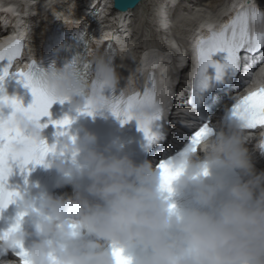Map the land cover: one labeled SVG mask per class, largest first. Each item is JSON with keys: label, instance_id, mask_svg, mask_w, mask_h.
Segmentation results:
<instances>
[{"label": "clouds", "instance_id": "9594fccd", "mask_svg": "<svg viewBox=\"0 0 264 264\" xmlns=\"http://www.w3.org/2000/svg\"><path fill=\"white\" fill-rule=\"evenodd\" d=\"M158 23H165L162 14ZM81 61L87 60L74 57L62 68L52 63L40 75L47 90L77 112L94 95L93 84L79 74ZM87 62L95 63L118 90L107 58ZM5 97L18 96L0 93V112L9 107ZM102 110L98 105L97 112ZM144 114L143 109L134 113L137 120ZM16 121L45 139L37 122L22 113ZM214 129L196 151L175 158L174 167L181 171L171 192L161 187L158 164L137 163L120 140L101 147L86 128L66 132L45 166L63 178L56 187L71 186L72 192L30 194L25 189L15 223L0 237L14 225L16 230L0 239V250L22 245L30 264H116L113 248L122 249L132 264H264V171L256 169L241 122L222 119ZM178 196L189 199L180 205Z\"/></svg>", "mask_w": 264, "mask_h": 264}, {"label": "snow or ice", "instance_id": "6c2138e0", "mask_svg": "<svg viewBox=\"0 0 264 264\" xmlns=\"http://www.w3.org/2000/svg\"><path fill=\"white\" fill-rule=\"evenodd\" d=\"M93 14L99 18V11ZM253 25L264 26V9L242 7L220 31H213L209 38L199 41L196 49L198 67L188 101L190 107L196 110L198 124L177 129V138L183 147L174 154L164 155L159 160L162 189L171 192L172 181L180 174L181 170L176 169L173 164L175 158L196 151L200 144L214 133L211 118H206L205 114L213 112L208 106L210 102L215 101L216 109L223 104L217 96L218 93L229 90H235L236 93L227 97L231 104L227 107L223 120L239 121L246 131L264 128V87L240 94V91L251 82L255 69L264 66V31H253ZM76 36L80 40L85 39L82 30L76 32ZM89 44L90 42H86V52ZM22 50L23 42L17 40L0 51L2 65L0 93L4 92L3 82L12 75L30 89L34 97L27 107L18 97L4 98L12 112L7 116L0 112V213L21 196V192L10 190L8 186L14 169L19 168L21 173H30L32 169L29 165L45 164L46 157L49 153L55 152L56 147L21 128L16 121L17 115L22 113L29 120L37 122L39 127L46 128L47 124L41 123L42 118L51 116L50 108L54 103L65 102V99H58L52 95L43 85L40 79L43 68L40 63L31 61L27 71L12 70L14 62L22 56ZM105 55L114 69L117 52L111 43L106 45ZM76 62L74 59L73 63ZM79 74L85 81L93 84L94 93L93 98L79 110L81 114L94 116L98 105L102 104L107 111L120 119L122 124L136 120L139 129L144 133L146 150L154 153V149L165 143L168 136L163 118L164 108L156 97L154 72L149 75L148 83L141 92L127 97L123 92L117 95L115 86L104 77L101 70L87 61L79 62ZM106 91H110L111 95H105ZM137 109L145 110L143 117L138 120L134 115ZM49 123L55 124L58 129H67L73 123V119L66 116L61 120H49ZM64 134L66 132L57 133ZM260 147L261 154L264 155V141ZM204 174L207 175L206 169ZM171 207L174 209L175 205ZM16 227L14 225L3 233L0 239L7 240ZM27 255L22 245H18L12 251L0 250V260L11 256L18 264H30ZM112 255L116 259V264H132L122 249L113 248Z\"/></svg>", "mask_w": 264, "mask_h": 264}, {"label": "bare ground", "instance_id": "6f19581e", "mask_svg": "<svg viewBox=\"0 0 264 264\" xmlns=\"http://www.w3.org/2000/svg\"><path fill=\"white\" fill-rule=\"evenodd\" d=\"M148 1L150 0H143L136 8L124 13L113 9L112 0H0V18L3 23L8 21L14 27L21 24L22 32L27 37L25 54L28 57H34L41 52L44 38L57 19L61 20L65 26L78 27L89 9L101 4L99 22L95 26L94 39H91L88 45L87 56L92 57L96 52L101 51L105 40L114 39L118 47L114 72L118 80L122 81L125 90L131 91L143 86L147 70L150 66H154L156 97L167 103L171 94L170 90L178 93L191 82L190 73L185 74L183 70L178 75L177 71L173 73L180 58H185L184 51L195 49L200 37L209 36L210 31H220L242 7H246L244 5L246 0H157L154 13L152 11L153 14L148 20L152 19L156 22L158 28L156 30L160 35L167 37V44L164 41L143 42L140 40L139 43L142 44L137 52L139 55L136 56L133 52L135 42L133 30L129 28V14L142 9ZM250 1H259L260 7L264 9V0ZM158 14L164 17L163 25L158 23ZM24 15L26 17H23ZM38 15H44V17L35 29L31 25V18H36ZM152 20L151 23L154 22ZM172 23L176 24L174 27L181 30L182 35L173 31ZM256 27L259 28L253 25V29ZM190 54L189 52L187 56ZM255 73H257L256 70ZM263 74L264 67L259 70L258 82L264 81Z\"/></svg>", "mask_w": 264, "mask_h": 264}, {"label": "rangeland", "instance_id": "374dc122", "mask_svg": "<svg viewBox=\"0 0 264 264\" xmlns=\"http://www.w3.org/2000/svg\"><path fill=\"white\" fill-rule=\"evenodd\" d=\"M156 1L157 0H150L142 7V9H140L139 11H135V13L129 14L130 15V17L128 19L129 26H130L129 28L133 30L132 33L134 34L133 39L135 42L134 43L135 50L133 52L135 53L136 56L139 55V53H137V52L139 51V46L142 44V43H139L140 40H142L143 42H145L147 40H148V42H158V41L162 42V41H164L165 44H167V41H166L167 37L163 34L160 35V33L157 32L156 29H158V28L156 27V22L152 19L148 20V18L154 13V9L157 5ZM152 11H153V13H152ZM148 12H150V13H148ZM43 17H44V15H40V16L38 15V17H36V18L32 17L31 18L32 19L31 25L36 29L38 27V25H40L41 22L43 21L42 20ZM143 20H145V21H143ZM151 20L154 22L151 23ZM110 22L111 21H109V23ZM154 23H155V25H154ZM171 25H172V29H173V31H175V33L178 32L177 34L182 35V33H180L181 30H177L176 26L174 27V25H176L175 23H172Z\"/></svg>", "mask_w": 264, "mask_h": 264}, {"label": "water", "instance_id": "95a60500", "mask_svg": "<svg viewBox=\"0 0 264 264\" xmlns=\"http://www.w3.org/2000/svg\"><path fill=\"white\" fill-rule=\"evenodd\" d=\"M143 0H113V8L120 12H127L136 8Z\"/></svg>", "mask_w": 264, "mask_h": 264}]
</instances>
